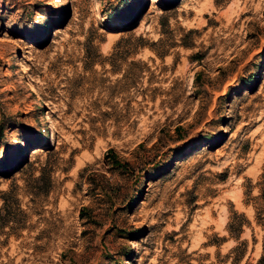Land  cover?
I'll list each match as a JSON object with an SVG mask.
<instances>
[{"label":"rangeland","instance_id":"obj_1","mask_svg":"<svg viewBox=\"0 0 264 264\" xmlns=\"http://www.w3.org/2000/svg\"><path fill=\"white\" fill-rule=\"evenodd\" d=\"M152 2L0 0V264L258 257L264 0Z\"/></svg>","mask_w":264,"mask_h":264},{"label":"trees","instance_id":"obj_2","mask_svg":"<svg viewBox=\"0 0 264 264\" xmlns=\"http://www.w3.org/2000/svg\"><path fill=\"white\" fill-rule=\"evenodd\" d=\"M112 161L111 163L115 166H119L121 163L117 160L116 154L111 153ZM255 191V193H253ZM244 195H246L251 203L252 209L254 211L253 223L254 226H251V221L247 220L242 213H237L232 211L231 215L228 217V222L226 224V231L234 239L238 240L241 233L244 231L243 228L246 226L252 232V241L253 244L257 243V239L254 236V229L258 228L261 240H260V253L256 259L247 258L242 264H264V164L262 167V172L255 182L254 185L251 184L249 180L245 185ZM217 239H225L224 237L219 238L215 235ZM247 241L235 245L232 248V253H235L234 259L231 261V264H241L245 256V249L242 250L241 245H246ZM187 264H205V263H191ZM212 264V263H211Z\"/></svg>","mask_w":264,"mask_h":264},{"label":"bare ground","instance_id":"obj_3","mask_svg":"<svg viewBox=\"0 0 264 264\" xmlns=\"http://www.w3.org/2000/svg\"><path fill=\"white\" fill-rule=\"evenodd\" d=\"M157 2H158V0H153V2H152V3H153V4H155V3H157Z\"/></svg>","mask_w":264,"mask_h":264}]
</instances>
